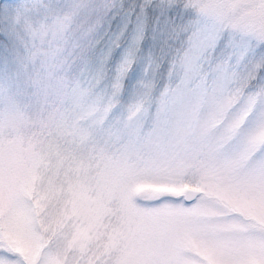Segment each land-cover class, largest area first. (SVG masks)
Wrapping results in <instances>:
<instances>
[{"label":"snow or ice","instance_id":"obj_1","mask_svg":"<svg viewBox=\"0 0 264 264\" xmlns=\"http://www.w3.org/2000/svg\"><path fill=\"white\" fill-rule=\"evenodd\" d=\"M0 264H264V0H0Z\"/></svg>","mask_w":264,"mask_h":264}]
</instances>
